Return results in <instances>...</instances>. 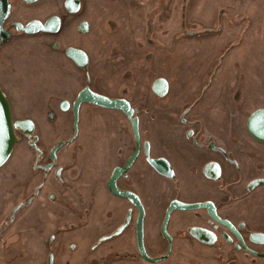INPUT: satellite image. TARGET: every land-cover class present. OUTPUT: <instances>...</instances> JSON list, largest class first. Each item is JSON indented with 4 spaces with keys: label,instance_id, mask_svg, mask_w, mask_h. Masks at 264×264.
Instances as JSON below:
<instances>
[{
    "label": "flooded vegetation",
    "instance_id": "flooded-vegetation-1",
    "mask_svg": "<svg viewBox=\"0 0 264 264\" xmlns=\"http://www.w3.org/2000/svg\"><path fill=\"white\" fill-rule=\"evenodd\" d=\"M3 1L8 8L0 32L5 36L4 41L0 37L4 59L6 45L18 44L22 37L60 34L70 43L64 55L78 72L67 74L73 77L71 81L55 84V93L45 100L48 124L65 129L63 137L54 135L58 141L44 149L40 147L42 136L37 121L30 118L34 123L30 135L16 130L17 140L28 142L32 162L28 167L21 156L26 169L19 172L22 198L0 221V234L13 223L19 210L32 206L41 217L47 216L49 246L64 249L66 264H264V140L247 130L249 115L264 108V103L246 110L256 91L251 80L258 78L250 80L245 73L221 82L214 68L199 79L183 80L171 71L175 68L167 57L159 73H147L137 86L132 70L135 66L127 70L130 72L119 73L115 57L112 74L104 76L96 89L88 71L90 56L78 44L89 31L88 22L77 19L82 12L81 0L76 12L68 10L64 0L61 12L44 18L30 8L25 12L26 20H10L17 2L28 9L40 0ZM50 18L59 19L56 32L26 33L17 28V24L26 26L32 21L45 24ZM83 22L87 23L85 31L79 29ZM65 28L75 40L69 39ZM38 46L55 51L60 48L56 41H41ZM69 47L86 53V68L65 54ZM159 79L165 83L163 95L153 88ZM181 82L185 83V91L198 92L191 102L180 96ZM216 83L220 84L218 104L207 101L214 98L208 93ZM0 87L12 107L7 89L3 84ZM139 87L153 96L152 102L146 95L143 99L138 95L135 100ZM86 88L125 100L133 110L132 117H137L138 137L122 110L87 102L77 104ZM227 93L232 102L229 107L221 97ZM157 107L179 109L175 124L184 126L186 140H152L143 130L140 113ZM229 110L235 128H214V113ZM94 128L104 130V140L90 139ZM236 128L243 133L235 134ZM60 142L62 145L57 147ZM31 178L32 185H26ZM3 210L1 207L0 212ZM138 229L142 231L141 245ZM57 237L64 241H56ZM52 251L46 264L50 254L54 264Z\"/></svg>",
    "mask_w": 264,
    "mask_h": 264
},
{
    "label": "rangeland",
    "instance_id": "rangeland-1",
    "mask_svg": "<svg viewBox=\"0 0 264 264\" xmlns=\"http://www.w3.org/2000/svg\"><path fill=\"white\" fill-rule=\"evenodd\" d=\"M63 1L40 0L28 9L17 2L10 20H26L25 12L30 8L41 18L61 12L59 8ZM81 1L82 12L77 19L88 22L89 31L77 43L90 56L88 71L92 73L94 88H99L104 76L112 74L115 57H118L119 73L130 72L127 70L132 66H135V72H144L146 63L152 72L159 73L161 64L168 57L167 62L183 80L184 77L199 79L214 68L221 82L226 77L239 78L245 73L250 80L254 77L262 79V82L251 80L256 91L251 98L253 103L248 102V107L252 109L264 103V0ZM64 31H68L69 39L75 40L69 29ZM210 31H220V36L211 41L215 46L198 45L199 40L194 35ZM18 41V44L6 45L3 51L7 59L0 55V84L7 89L13 119L28 117L37 121V131L42 136L40 147L47 149L58 141V137L53 136L63 137L65 129L62 131L48 124L45 100L55 93V84L71 81L73 77L67 74L78 71L64 55L63 50L70 43L60 34H39ZM41 41H56L60 48L56 51L50 47L44 49L38 46ZM255 43L258 47L262 43L263 47L255 49ZM164 51L168 52L164 54L167 56H163ZM181 83L184 88L179 92L187 89L185 83ZM215 85L208 93L214 98L207 101L218 104L221 103L218 97L220 84ZM223 112L217 111L214 118ZM79 126L81 130V122ZM233 131L238 135L243 133L237 128ZM104 134V130L94 128L90 139L104 140ZM32 155L28 142L18 140L8 161L0 167V210L4 207L0 221L7 218L22 198L19 172L26 169L21 156L25 157L24 164L29 167ZM30 183L32 185V178L26 185ZM47 222V216L41 217L32 206L19 210L13 223L0 234V264H46L48 252L52 250L54 264H66L68 258L64 249L51 246V250L49 246L51 231ZM59 239L61 243L64 241L61 237L56 241Z\"/></svg>",
    "mask_w": 264,
    "mask_h": 264
},
{
    "label": "water",
    "instance_id": "water-1",
    "mask_svg": "<svg viewBox=\"0 0 264 264\" xmlns=\"http://www.w3.org/2000/svg\"><path fill=\"white\" fill-rule=\"evenodd\" d=\"M35 1V0H34ZM2 3V4H1ZM65 6L71 12H76L80 7V0H66ZM8 12L7 5L2 0L0 2V32H2L3 20ZM58 18H50L45 24H41L38 21H32L26 26H21L17 24L18 29H22L26 33H35L39 31H50L56 32L59 27ZM87 28V23L83 22L80 24L79 29L85 31ZM1 40H5V36L0 34ZM55 44L53 48H55ZM65 54L73 60L78 66L86 68L87 65V55L85 52L79 49L67 48ZM153 88L157 87V92L159 95H163L162 91H165V83L163 80L159 79L156 83L154 82ZM163 89V90H162ZM163 91V92H164ZM78 102H87L94 105H98L104 108L110 109H120L122 110L127 117L131 120L135 136L138 137V120L137 117H132L133 110L129 107L128 103L125 100L121 99H112L103 95L93 93L86 88L79 95L77 100ZM0 124L4 127V136L0 140V167L3 166L11 156V153L14 149L15 144L17 143V134L16 130H20L22 134L30 135L34 131V123L31 119L24 120H14L12 117V111L10 103L0 87ZM247 130L249 134L253 137H259L261 140H264V108H259L252 112L247 119ZM63 142H60L57 147L61 146ZM56 147V148H57ZM55 148V149H56ZM15 211V210H14ZM137 239L139 245H141L142 240V231L138 229ZM142 251V247L140 248ZM144 254V253H143ZM53 257L50 254L48 259V264H52Z\"/></svg>",
    "mask_w": 264,
    "mask_h": 264
},
{
    "label": "crops",
    "instance_id": "crops-1",
    "mask_svg": "<svg viewBox=\"0 0 264 264\" xmlns=\"http://www.w3.org/2000/svg\"><path fill=\"white\" fill-rule=\"evenodd\" d=\"M220 31L217 32L210 31V32H204V34L203 33L196 34L194 35V38H197L199 40L197 42L198 45L206 44V47L208 46V48H213L212 46L215 45H212L211 41L215 38V36H220ZM230 42L231 41H229V43ZM255 46H256L255 49H261L263 47V44L261 43L260 46L258 47V44L255 43ZM220 48H222V46ZM144 69H145L144 72H135L134 68L132 69L133 74H135V79L138 82L137 86L139 85V82L142 81V79L144 78V75H146L147 73H152V74L156 73L151 71V67L147 63L144 64ZM171 71H173V68H171ZM139 88L140 89H136L135 100H138L137 99L138 95L140 96L141 99H143L146 95L148 96L147 97L148 101L152 102V100L154 99L153 96L151 94H146L145 91H143V88L141 87ZM227 94H223L221 97L223 100V104H226L229 107L230 105L232 106V102L230 100V95ZM180 96L185 98L184 99L185 102H191L196 96H198V92L183 91L181 92ZM255 107H253L252 109H254ZM162 109L157 107V108H152L149 111V113L148 112L140 113V123L143 130L145 129L149 132L152 140H168L172 138H178L176 140H186L183 137L184 126L182 125L179 126L178 124H175L178 119L179 109L173 107L167 110H162ZM230 109L232 111V108ZM252 109H250L247 104L246 110L250 111ZM229 112L230 110L228 112H223L222 114L218 115L217 117L215 116V118H213L212 121L214 123V128L215 127L224 128V129L227 127L235 128L234 120L232 116L229 114ZM150 114H153V119L150 118Z\"/></svg>",
    "mask_w": 264,
    "mask_h": 264
},
{
    "label": "snow or ice",
    "instance_id": "snow-or-ice-1",
    "mask_svg": "<svg viewBox=\"0 0 264 264\" xmlns=\"http://www.w3.org/2000/svg\"><path fill=\"white\" fill-rule=\"evenodd\" d=\"M4 132H5V130H4V127H3V125H2V124H0V140H2V139H3Z\"/></svg>",
    "mask_w": 264,
    "mask_h": 264
}]
</instances>
